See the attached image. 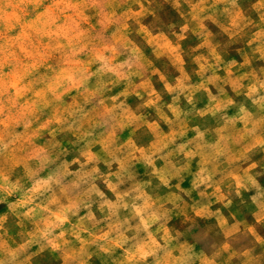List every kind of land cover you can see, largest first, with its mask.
<instances>
[{
  "label": "rangeland",
  "instance_id": "obj_1",
  "mask_svg": "<svg viewBox=\"0 0 264 264\" xmlns=\"http://www.w3.org/2000/svg\"><path fill=\"white\" fill-rule=\"evenodd\" d=\"M0 264H264V0H0Z\"/></svg>",
  "mask_w": 264,
  "mask_h": 264
}]
</instances>
